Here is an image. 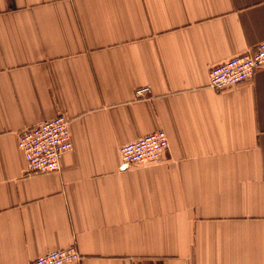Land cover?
<instances>
[{"label":"crops","instance_id":"crops-1","mask_svg":"<svg viewBox=\"0 0 264 264\" xmlns=\"http://www.w3.org/2000/svg\"><path fill=\"white\" fill-rule=\"evenodd\" d=\"M261 42L264 0H0V264H264V68L208 83ZM59 114L71 151L26 174L18 134Z\"/></svg>","mask_w":264,"mask_h":264},{"label":"built area","instance_id":"built-area-1","mask_svg":"<svg viewBox=\"0 0 264 264\" xmlns=\"http://www.w3.org/2000/svg\"><path fill=\"white\" fill-rule=\"evenodd\" d=\"M261 68H264V42L257 44L251 52L212 66L208 74L209 87L217 92L236 87L249 80ZM149 93V88H139L135 96L141 98ZM17 148L25 160L26 174L57 171L63 154L72 149L69 120L59 114L21 131L17 137ZM167 149V135L162 130L123 144L119 148L121 169L138 164H161ZM79 260L80 255L71 246L46 252L30 264H72Z\"/></svg>","mask_w":264,"mask_h":264},{"label":"bare ground","instance_id":"bare-ground-1","mask_svg":"<svg viewBox=\"0 0 264 264\" xmlns=\"http://www.w3.org/2000/svg\"><path fill=\"white\" fill-rule=\"evenodd\" d=\"M168 140V139H167ZM67 153V152H66ZM64 155V154H63ZM60 163V162H59Z\"/></svg>","mask_w":264,"mask_h":264}]
</instances>
